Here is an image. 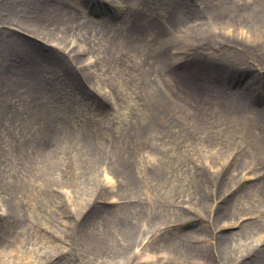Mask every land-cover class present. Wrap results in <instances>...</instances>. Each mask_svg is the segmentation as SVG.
<instances>
[{"label": "bare ground", "instance_id": "obj_1", "mask_svg": "<svg viewBox=\"0 0 264 264\" xmlns=\"http://www.w3.org/2000/svg\"><path fill=\"white\" fill-rule=\"evenodd\" d=\"M120 1L132 7L138 5V0H81L78 8H72L59 0H9L0 11V36L8 25L55 46L45 50L9 34L0 38V90L9 91L8 98L0 102V175L4 177L0 184V264H75V260L77 264H157L148 253L168 238L170 255L159 261L203 264L210 257L206 248L180 247L183 237H192L183 232L190 221L186 210L174 209L184 193L180 175L189 167L200 169L198 155L204 153L206 145H214L215 151H210L214 163L218 159L213 155L227 157L221 171L233 157L229 166L255 176L253 191L264 185V175L258 176L263 171L261 166L264 169V0H163L159 8L171 27L165 29L166 33L155 23L159 8H138L116 20L112 11ZM151 1L146 0L144 5ZM98 14L99 19L94 17ZM136 14L137 41L133 22ZM87 27L89 31L95 29L89 35L81 32ZM141 31L150 36L142 39ZM140 41L146 43L145 54L151 52V61L145 62L149 65L146 71L138 62ZM195 47H201L196 52H208L212 66L209 73L217 83L225 84L220 90L215 88L225 100L221 101L226 109L222 123H229L238 134L245 129L256 131V160L252 164L242 162V146L236 149L221 136L210 137L205 145L192 132L193 125L176 117L177 113L182 116L185 108L171 101L163 81L185 78L177 64L189 56L187 50ZM93 54V58H84ZM248 74L250 80L242 84L240 81ZM101 90H106L108 99L98 96ZM147 95L151 104L145 100ZM129 98L135 99L136 107L141 109L145 120L142 127L153 131L144 141L136 139V132L114 126L120 123L110 122L113 127L106 124V108L110 109L107 102L115 100L126 106ZM84 106L89 109L87 119L76 123L69 120L68 112L75 113ZM134 144H147L151 150L144 155L142 166L138 162L141 183L137 184L129 173L117 179V191L121 192L117 206L106 202L115 184L99 180L98 172V179L90 183L86 180L84 189L64 183L60 189L57 187L64 201L78 203L73 213L80 217L75 219L71 213L73 222L63 219L59 200L35 199L36 191H57L53 168L59 163L67 165L86 146L91 148V158L98 155L99 161L108 166L106 169L115 172L117 166L132 164L126 146ZM146 165L158 175L146 173ZM107 170L104 177L109 174ZM72 175L78 180V174ZM137 189L138 194L143 191L145 199L139 195L137 198ZM17 191H22L20 196ZM122 191L133 196L124 197ZM74 192L76 198L71 195ZM78 193L90 198H80ZM101 203L108 210L95 218L96 224L89 230L85 227V209ZM137 206L141 208L135 214ZM143 208L150 211L143 213ZM252 210H258L255 202ZM193 212L204 218L198 205ZM84 214L85 219H81ZM166 215L177 219L165 224L162 219ZM219 239L223 248L231 247ZM194 240L203 238L194 235ZM263 241L261 235L247 244L248 264H264V249L259 250L258 243ZM228 258L234 261L231 254Z\"/></svg>", "mask_w": 264, "mask_h": 264}, {"label": "rangeland", "instance_id": "obj_2", "mask_svg": "<svg viewBox=\"0 0 264 264\" xmlns=\"http://www.w3.org/2000/svg\"><path fill=\"white\" fill-rule=\"evenodd\" d=\"M59 1L61 2V4H68V6L72 8H78L80 4L77 3H81V0ZM88 1L92 2V0ZM8 2L9 0H0V11H2V9L7 5ZM145 2L146 0H138V5L132 7L129 6V4L123 5L120 1V3L116 5V8L112 12L114 16L116 15V20H119L123 19L126 12L130 11V13H132L135 12V10L138 11V8H145L146 10L151 7L159 8L162 7L164 3L163 0H152L151 2H148L147 5H144ZM84 10H87V8L85 7ZM143 12H145V10ZM157 14L158 18L157 20L155 19V23L159 29L164 30V32L166 33L165 29L167 30L168 28H171L169 26L167 16L163 11H161L160 8L159 10H157ZM94 17L99 19L100 16L98 14L94 15ZM136 17H138V14H136L135 18L133 19L134 33L137 34L135 36V41H137L138 39V20H135ZM95 21L97 23V21L99 20ZM93 29L95 28L91 27L89 31V27H87L81 32H86V34L89 35ZM4 34L20 37L30 43L39 44L43 46L45 50L55 48L53 44L51 46V44L49 45L42 43V39L38 38L37 40V38L32 36V34L27 32L25 33L16 28L14 29V27H9L8 25L1 31L0 38ZM73 34L74 32H72V35ZM140 35L142 39H146L148 35L150 36L149 32L145 33V31H141ZM4 39L3 41L5 42L6 39ZM144 44H146L144 43V41H140L139 43H137L138 62L140 68L143 71H146L149 68V65L147 63L145 64V62L151 61V52L150 54H145V52L143 51ZM58 46L62 47L60 45ZM198 48L201 47H195L191 50H187V56H189L182 59L180 61V65L177 64V67H180L179 70L182 74L185 75V78H181L180 80L178 79L177 81L175 80L174 82H168L166 80L163 81L164 85L170 90H168L169 92L167 93V95L169 96L171 101L184 106L185 108V113L182 112V116L177 113L176 117L178 118V120L193 125V128L191 129L192 132L194 131L196 137L199 136V138H202L203 144L205 145L208 144L210 137L213 139V137L215 136H221L223 138H228L230 140L231 146L236 149L242 146V162L248 165L252 164L256 160V148L254 144L255 136H253V132L256 131L251 132L249 130L248 132L245 129L238 134L234 132L229 123H222V121L224 120L222 115L224 114V111L226 109L225 107H221V101L225 103V100L220 98V95L216 93L215 88L217 86L220 90V86H224L225 84H222V82L217 83L213 79V76L209 73L212 67L208 61L210 55H208V52L204 49H200L198 52H196ZM57 51L60 52L58 53V55L65 57V53H63V51ZM55 53L57 52L55 51ZM143 54H145V57H147L148 60L142 61V59L145 58L144 56H142ZM193 55L195 56L193 57ZM92 56H95V54L85 56L84 58H93ZM166 57L169 60L171 58L168 53ZM179 58H181V56H179L177 59ZM248 65L249 64H244L243 67ZM123 68L125 69V67ZM183 68L185 69V71L182 70ZM256 73L257 71L255 72V74ZM250 77L251 75L248 74L244 78H242L240 82L242 84H245L250 80ZM143 78H145V74ZM109 84H112V81L109 82ZM236 86L237 85H235V83L232 84L233 89H235ZM104 91L106 90L98 91V96L100 95L101 97L108 99V97L104 95ZM8 95L9 91L5 89L0 90V102H2L3 99H7ZM260 99L261 97L259 98V100ZM129 100L130 101L128 102V105L126 106H121L119 103H117L118 101L115 100H109L110 102L106 101L110 106V109L106 108L107 112L109 113L105 115V121L109 120V122H106V124L113 127V124L110 122H116L117 124L120 123L119 125L114 126L118 128H127V130L130 129L132 133H137L135 137L136 139H138V141L142 139V141H144L145 138H150L153 135V131L149 129L150 127H142V125L145 123V120L144 117L140 115L141 109H138V107H136L137 105L135 99L129 98ZM145 100L147 103L151 104V102H149L148 95ZM74 111L75 113L71 111L68 112L67 115H69V120H73L75 123L77 121H84L89 116L88 107L84 106L81 109L77 108ZM196 123L199 124V128H202L199 129ZM88 146L83 148L82 153L78 156H75L67 165H65V163H59L55 168H53L52 172L55 176L54 182L55 185H57L56 192L40 190L36 191V194L34 195L35 199H37L38 201H48L49 199H51L52 201L59 200L60 202H62V206H60V212H62L63 214V219L68 222H73V212L78 209V203L73 201H64L62 194H60L61 190H59L62 185L61 183L74 185L75 187L84 189L86 187L85 185L88 182L90 183L93 178L98 179L96 177V174L98 172L99 180L105 181L106 183H108V185L115 184V186L113 187L115 191L109 195L110 198H107L106 202H110L112 203V205H116L115 202L117 198H121V192L118 193L116 187L117 179L120 181L121 179H123L125 173H129V175L135 179L137 184L138 181L139 183H141L140 178L138 177V162L139 166H142L140 164L145 163L144 155H149V151L151 150V147H149L147 144H134L126 146V151L130 155V162L132 164H130L128 167H125V164L123 167L117 166V168H115V172H112L109 168L108 170L106 169L108 167L106 164L104 165V163H101L99 161L100 157L98 155L91 158V156L89 155V153H91V150L89 152V149L91 148H89ZM215 149L216 146L214 145L209 147L208 145H206V147L203 148L204 153L199 154L197 158V163H202V167L200 169L194 168L195 166L189 167V170H187V172H185L182 176L180 175L179 184L182 187L184 193L181 194L180 198V201L182 202L180 204L177 203V206H174V209L175 211L186 210L190 221L184 227L183 232H189L192 235V237L188 238L183 237V240L180 242V247L184 248V250H189V248H206L210 257L206 261H202L203 264H246L250 258L245 257V255H247L245 251L247 249V244H250V242H252L253 240H257L259 236L264 235V185H258L253 191V182L255 176L251 173H248L247 171H235L231 166H229V161L230 159H233V157H229L228 162H226L227 165L223 169L224 171L222 170V173V164L224 165V160L226 161L227 157L224 158L223 156L213 155L218 159V161L214 163L210 151H215ZM135 161L137 163H135ZM146 166V173H152L154 176L158 175V172L156 170H154L153 168H149V165ZM261 169L263 171L260 172L258 176L264 175L263 166H261ZM105 170L109 171V174H106V176L104 177L103 172ZM72 172L79 175L78 180H76L77 176H69V174ZM3 180L4 177H1L0 175V184L3 183ZM86 180L88 181L87 183H85ZM116 191L117 193L114 195ZM17 192L20 196L22 191ZM75 193L76 192L71 195L74 197ZM6 195L7 194H3L2 196L5 197ZM79 195L80 198L83 199L90 198L88 195ZM122 195L129 198L133 196L132 194H128L127 192H123ZM135 195H137V198L138 195L142 199L146 198V195L143 194L142 190H140L138 194L137 189L135 191ZM132 199L135 200V197ZM253 202L257 204L258 209L255 213L252 210ZM103 205V203H101L100 205L97 204V206L94 207L92 205H89L87 210L85 209L86 219L85 214L81 215V219H85V227H87L89 230L95 226V218L100 216L101 213L104 212V210H108V207H104ZM196 205H198L199 208L201 207L203 209L204 218H199L197 216V213L193 212V210L195 211L196 209ZM186 207H188L190 210ZM89 208L92 210L90 211ZM140 208L141 207L138 206L134 208V213H138V209ZM158 208L159 210H161L160 207ZM143 211V213H146L147 211H150V209L146 210L145 208H143ZM78 217L80 216H75V219H77ZM176 219L177 218L175 216L170 218V216L168 217V215H166L165 217H163L162 221L166 224L167 222H171ZM173 230L176 231L175 229ZM194 235L201 236L203 240L199 242L195 241ZM146 237L147 236L145 235L144 242L147 241L148 237ZM219 238L226 240V242L231 247L223 248L218 244V240H220ZM170 241L171 239L168 238V241L161 246L152 248L151 251H149L148 256H154V260L157 262V264H160L161 262L167 264L166 259L159 261V258L168 257L170 255V253L167 251L169 250L167 248H170L168 245V242ZM258 243L259 250L264 249V241ZM164 246H166V248ZM140 249L141 247L138 248V250ZM229 254L233 256L232 260L234 261H231L228 258ZM102 259L104 258L101 257L100 260ZM74 262L75 264H77L78 261L75 260Z\"/></svg>", "mask_w": 264, "mask_h": 264}]
</instances>
